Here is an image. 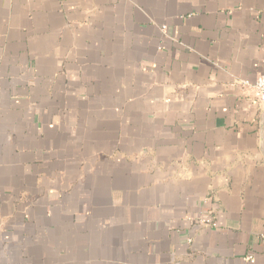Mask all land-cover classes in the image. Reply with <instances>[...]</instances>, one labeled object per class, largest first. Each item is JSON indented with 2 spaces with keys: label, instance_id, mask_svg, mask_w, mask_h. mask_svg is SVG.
Listing matches in <instances>:
<instances>
[{
  "label": "crops",
  "instance_id": "0c3cea01",
  "mask_svg": "<svg viewBox=\"0 0 264 264\" xmlns=\"http://www.w3.org/2000/svg\"><path fill=\"white\" fill-rule=\"evenodd\" d=\"M260 74L264 0H0V264H264Z\"/></svg>",
  "mask_w": 264,
  "mask_h": 264
},
{
  "label": "built area",
  "instance_id": "2783aa9c",
  "mask_svg": "<svg viewBox=\"0 0 264 264\" xmlns=\"http://www.w3.org/2000/svg\"><path fill=\"white\" fill-rule=\"evenodd\" d=\"M242 84L244 85H251L254 90V98L256 99V102L259 106L264 105V74H260L255 77V79L250 83L247 80H242ZM209 196V195H208ZM208 196L203 198V203H206L208 201ZM216 210L210 208L209 213L207 217L198 218L197 223L199 225L209 226V227H215L216 222L214 219V214ZM247 259L252 263L254 262V258L252 256H248Z\"/></svg>",
  "mask_w": 264,
  "mask_h": 264
},
{
  "label": "water",
  "instance_id": "95a60500",
  "mask_svg": "<svg viewBox=\"0 0 264 264\" xmlns=\"http://www.w3.org/2000/svg\"><path fill=\"white\" fill-rule=\"evenodd\" d=\"M259 137H260V149L264 150V105L261 106L259 114Z\"/></svg>",
  "mask_w": 264,
  "mask_h": 264
}]
</instances>
